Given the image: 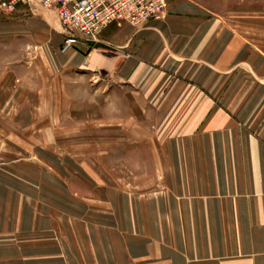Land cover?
<instances>
[{"label": "crops", "instance_id": "0c3cea01", "mask_svg": "<svg viewBox=\"0 0 264 264\" xmlns=\"http://www.w3.org/2000/svg\"><path fill=\"white\" fill-rule=\"evenodd\" d=\"M214 1L67 48L0 12V264H264V0Z\"/></svg>", "mask_w": 264, "mask_h": 264}, {"label": "built area", "instance_id": "2783aa9c", "mask_svg": "<svg viewBox=\"0 0 264 264\" xmlns=\"http://www.w3.org/2000/svg\"><path fill=\"white\" fill-rule=\"evenodd\" d=\"M19 5L56 14L67 35L64 48L76 39L96 44L110 25L140 27L163 19L166 13V0H0V9L7 14Z\"/></svg>", "mask_w": 264, "mask_h": 264}, {"label": "rangeland", "instance_id": "374dc122", "mask_svg": "<svg viewBox=\"0 0 264 264\" xmlns=\"http://www.w3.org/2000/svg\"><path fill=\"white\" fill-rule=\"evenodd\" d=\"M211 2L214 3L215 1L211 0ZM229 2L230 3H232V2L235 3L236 0H229ZM0 12L2 13V15H7V17H9V18H10L9 15L13 14V13L12 14L4 13L1 9H0ZM0 20H2V18ZM10 42L9 43H0V72H2V70L6 69L8 67H11L14 64H17L20 60H21L20 61L21 64H24V60L27 58L29 49L27 48V46L24 43H19V44H14L13 45ZM17 58H19L20 60L16 62ZM13 115H14V111L13 110H9V109L5 110L4 111V120L7 121V120L11 119L13 117ZM5 121H4V124H5ZM3 130H4V133H5V132H8L9 130L10 131L13 130V128L7 126V127H4ZM92 144L93 143H88L87 145H92ZM95 144H99V143L97 142ZM100 144H101V150H104L105 148H108L107 147L108 143L106 141L102 140V142ZM61 145H63V144H61ZM91 148H92V146L89 147V149H91ZM4 150L9 151L7 153L8 155L4 156L5 160L14 158L13 154L10 153V152H12V149H10V147H8V146L6 148V145L4 146V143L2 142V138L0 137V151H1V153H4L2 155L6 154V152H4ZM1 159H3V157H1ZM101 160H102L103 164H105V163L108 164L109 163V159L108 158H105V159L102 158ZM102 176H103V174H102ZM105 176L107 177L108 175L106 174Z\"/></svg>", "mask_w": 264, "mask_h": 264}]
</instances>
